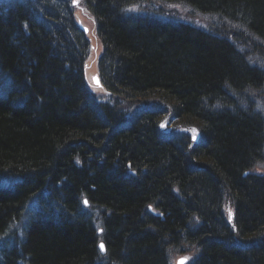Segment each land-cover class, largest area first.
Instances as JSON below:
<instances>
[{
	"label": "trees",
	"instance_id": "trees-1",
	"mask_svg": "<svg viewBox=\"0 0 264 264\" xmlns=\"http://www.w3.org/2000/svg\"><path fill=\"white\" fill-rule=\"evenodd\" d=\"M262 77L264 0H0V264H264Z\"/></svg>",
	"mask_w": 264,
	"mask_h": 264
},
{
	"label": "rangeland",
	"instance_id": "rangeland-1",
	"mask_svg": "<svg viewBox=\"0 0 264 264\" xmlns=\"http://www.w3.org/2000/svg\"><path fill=\"white\" fill-rule=\"evenodd\" d=\"M160 6L161 7H175V8L177 7L175 5H168V3L158 1V2H154V3H150L148 5H142V6H140V8L138 10L141 13L153 12V11L155 12V10H156L155 8L160 7ZM178 10L181 13L179 18H181L182 20H194L191 15H194L195 13L190 14V16H186V15H184L185 12H187L185 9L180 8ZM189 12H191V11H189ZM79 15H80L79 20L84 25H86V26L89 25L92 27V29H91V27H89L91 29V33L88 34L89 38L91 40L92 47H93L92 52L90 51L91 54L89 55L90 58L88 60V66H87L88 81H89V84L94 88L95 93L99 94L97 96L98 99L100 101H105L106 97H104L103 93H105V92H103V89L96 87V86H93V84H92L93 76H95L99 73V65L98 64H99L100 56L102 57L103 46H102L100 39L97 36L96 30H95L96 27L94 25L93 20L91 19V14L88 11L84 10V8H83L82 10H80ZM199 18H200V20H198V23L201 24V26L207 27L210 24L209 23L208 25H205V22L209 19L207 15H200ZM210 22H212V27L214 28V31L218 35L220 34V35L228 36L229 34H232L229 30V27H231L230 29L232 31H236V29L238 27V25L234 24L233 21L225 20L223 18H220V16H219V18L217 16H212V21H210ZM250 38H254V40H257L255 35L253 36L252 34L249 35V39ZM259 90H261V91H257V89H252V90H248L246 93H262V94H259V98H261V100L264 102V88L263 89L259 88ZM145 104H147V103H145ZM260 108H262V110H263L264 107L262 105H260ZM147 112L151 113L149 110H147ZM165 115H166L165 112L161 113V116H165ZM262 167H264V166L263 165H261L260 167L257 166V168H259L261 171H264V168H262ZM185 253H187V252H185ZM188 254H191V253L189 252ZM194 254L192 255V257H194ZM184 256H186V255H184Z\"/></svg>",
	"mask_w": 264,
	"mask_h": 264
},
{
	"label": "bare ground",
	"instance_id": "bare-ground-1",
	"mask_svg": "<svg viewBox=\"0 0 264 264\" xmlns=\"http://www.w3.org/2000/svg\"><path fill=\"white\" fill-rule=\"evenodd\" d=\"M56 1V0H55ZM58 1V0H57ZM29 16H30V14H29ZM79 13H77V20H78V22L80 21L79 20ZM32 17V16H31ZM244 40V45L245 46H247L248 48H260V46H261V44H263V41H262V39H258V40H251V39H249V38H244L243 39ZM261 81H264V77H262V79H261ZM246 87V86H245ZM251 103H254V104H256V105H259V103H260V105H262L263 107H264V102L261 100V98H256V99H253V101L251 102ZM181 123V120H179V119H177L176 120V122H175V124H174V126H176L177 124H180ZM173 126V127H174ZM197 130H198V126H196V125H192L191 126V128H190V132L191 133H196L197 132ZM177 133H182V132H184V130H178V131H176ZM188 148H192V145H188ZM257 157L256 158H259L260 157V160L258 161V164H257V166L258 167H260L261 165H263L264 166V146L262 145L261 146V148H260V150H259V152H258V154L256 155ZM262 168H264V167H262ZM249 172V171H248ZM247 172V173H248ZM259 177H264V171H262V173H260L259 175H258ZM229 198H227L226 199V201L228 200ZM229 205H231V202H229V201H227V202H225V204H224V206L225 207H227V206H229ZM154 208L157 210V211H160L161 212V210L159 209V208H157L156 206H154ZM100 243H103L104 245H105V248L107 249V247H106V244H105V242L103 241V240H101L100 242H99V245H100ZM100 249V248H99ZM103 254V253H102ZM105 254H107V252L105 253ZM105 254H103V255H105ZM0 257H2V254H0Z\"/></svg>",
	"mask_w": 264,
	"mask_h": 264
},
{
	"label": "snow or ice",
	"instance_id": "snow-or-ice-1",
	"mask_svg": "<svg viewBox=\"0 0 264 264\" xmlns=\"http://www.w3.org/2000/svg\"><path fill=\"white\" fill-rule=\"evenodd\" d=\"M77 2H78V0H77ZM87 203L88 202L85 201V204H87ZM99 248H100L101 252H104V253L107 252V249L105 248V245L103 243H100Z\"/></svg>",
	"mask_w": 264,
	"mask_h": 264
},
{
	"label": "water",
	"instance_id": "water-1",
	"mask_svg": "<svg viewBox=\"0 0 264 264\" xmlns=\"http://www.w3.org/2000/svg\"><path fill=\"white\" fill-rule=\"evenodd\" d=\"M104 253V252H103Z\"/></svg>",
	"mask_w": 264,
	"mask_h": 264
}]
</instances>
